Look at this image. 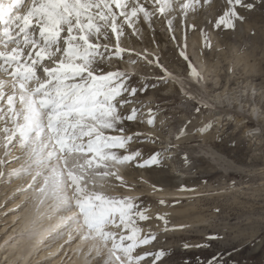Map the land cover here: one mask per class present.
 Returning a JSON list of instances; mask_svg holds the SVG:
<instances>
[{"label": "rangeland", "instance_id": "374dc122", "mask_svg": "<svg viewBox=\"0 0 264 264\" xmlns=\"http://www.w3.org/2000/svg\"><path fill=\"white\" fill-rule=\"evenodd\" d=\"M204 6L200 4L197 11L189 10L184 16L178 12L180 16L172 18L176 24V27L172 26V30L177 32L176 34L170 32L165 22L169 17L152 20L151 28L156 27L158 33L144 22L145 26L141 30L140 21L137 24L140 29L138 34H133L132 30L125 26L124 35L119 40V45L126 49L121 53L124 57H117L113 54L114 50H109L110 47L115 49L117 43L111 34L104 39L110 43L100 42L101 45H107L108 49L105 52L108 60L98 65L102 72L107 71L106 65H111L113 71L128 73V82L131 85L139 88L142 86V80L148 84L143 93L138 91L132 98L123 97L143 103L137 119L122 121L125 135L142 134L138 139L130 141L127 149L139 150L142 153L139 159L147 158L154 152H159L164 157L158 166L139 168L132 162L123 164L122 172L131 171L135 166V169L139 168L142 178V181L127 183L149 191L141 190L135 195L121 193L122 196L115 198H133L138 209L145 210L149 219H137V223L144 234L152 233L155 239L149 245L141 246L139 252L166 250L163 264H184V257L189 258L191 264H197L196 257L207 258L216 253L221 254L219 259L222 264H264V10H240L241 14L246 16L245 21H235L234 29L225 30L222 27L213 28L216 18L227 7L225 0H210L208 5ZM156 19H161L162 22L157 24ZM189 25H195V28H189ZM201 28L204 29L208 46L204 45ZM173 35L175 39L172 38ZM102 50L105 49L102 47ZM181 50L185 51L188 61L179 55ZM149 60H157L170 73L181 78L183 84L174 80H160L163 75L161 69L156 63L150 65ZM189 62L199 74V80L189 78ZM125 65L127 68H124ZM196 97L209 102L208 106L204 103L198 104ZM134 106L140 105L128 103L119 111L122 115H127ZM197 107L199 111L196 110ZM148 109L153 110L152 125L146 123L149 118ZM220 115V119H227L218 120ZM12 122L6 126L0 122V146L5 136H11L9 131L4 134L3 127L13 129L15 122ZM147 127L151 130L154 128V132H144ZM247 128L252 130L247 132ZM32 135H36L39 141L41 136L50 135L48 142L52 139V143L47 142L41 148V151L45 152L48 146L43 157L37 151L36 160L26 163L27 165L25 162L30 155L19 162L24 156L25 140L15 139L8 157L4 156L0 147V157L11 160V164L18 162L14 170L28 171L34 168L32 163L43 160L41 170L48 174L55 164L62 162L57 168L62 181L59 187L66 188L69 192L74 191L70 183L72 177L80 182L94 176H100L98 179L103 182H116L120 179L113 175L116 169L111 164L107 169L100 168L83 150H75L73 147L62 150L55 145L53 136L46 127L34 131ZM148 136L152 139L145 140ZM168 144L177 147H169ZM15 150L19 152L15 153ZM35 150L36 148L32 151ZM116 151L120 155L126 154L125 150ZM50 156L57 158L47 162ZM83 163L93 164L97 168L81 167ZM3 166L4 164L0 165V172L3 173L0 175V182L5 179L7 183L2 184L5 185L9 184L8 175L14 170L6 171ZM136 175L134 174L135 177ZM121 180L126 182L122 177ZM26 184L24 187L28 186ZM90 186L84 188L102 192L97 185ZM22 188L23 186H20L7 194L4 193L5 188L0 190V250L5 244L3 240L12 228H9V225L16 219L12 220V214L18 211L20 215L28 204L23 207L19 205L25 199L28 202L31 200L28 194L29 198L19 201ZM156 190L166 192L159 197L164 199L163 205L158 203V196L154 195ZM70 198L72 204L74 197ZM13 200L14 206L11 205ZM61 209L63 206L57 208ZM77 215L78 209L76 219ZM160 215L165 217L167 225L158 218ZM115 219L116 223L109 224L108 230L118 225V217ZM68 220L75 221L74 215L65 219L64 225ZM79 224L83 227L82 220ZM62 226L51 232L56 235L61 232ZM165 227L169 230L164 231ZM79 232L76 230L72 238ZM46 233L38 240L39 243L55 236H45ZM210 234H217L219 238L210 241L209 248L183 250V243L195 245ZM26 236V240H30L34 234L27 233ZM11 238L8 237L6 242ZM69 254L71 256L72 252ZM52 255H47L33 264H41ZM101 258L96 257L95 264H98ZM2 261L3 256L0 257V263ZM17 261L18 259L10 264H20ZM7 262L8 260H5V263ZM144 264H150V259ZM200 264H204L203 259Z\"/></svg>", "mask_w": 264, "mask_h": 264}, {"label": "snow or ice", "instance_id": "6c2138e0", "mask_svg": "<svg viewBox=\"0 0 264 264\" xmlns=\"http://www.w3.org/2000/svg\"><path fill=\"white\" fill-rule=\"evenodd\" d=\"M225 3L227 7L216 18L214 29L230 30L235 28V21L244 22L246 16L240 10H264V0H225ZM200 4L201 0H0V75L7 78L0 79V122L5 126L15 122L13 129H3L11 131V136H5L0 146L4 156H9L13 137L26 139L34 131L46 127L55 145L62 150L73 147L87 152L100 168L128 162L137 167L160 165L164 157L159 152L139 159L142 157L139 150L127 149L128 143L142 134L125 135L122 126L124 120L137 119L143 107V103L123 97L132 98L138 91L143 93L148 84L142 80V86L137 88L128 82L126 72H102L98 64L106 60L101 49H107V45H101L100 40L107 39L110 34L114 36L117 43L113 54L119 57L126 51L119 45L125 26L138 34L139 21L151 28L154 18L170 17L177 11L183 16ZM172 24L173 20L167 19L170 32ZM188 27L195 28V25ZM200 31L204 45L208 46L204 29ZM172 38L175 39L174 35ZM179 55L189 60L185 51L181 50ZM148 63H156L161 69L160 80L183 84L181 78L157 60ZM188 68L189 78L199 80L190 62ZM195 99L198 104L208 106L206 100ZM128 103L140 106L122 115L119 109ZM196 110L199 111V107ZM152 111L148 109V125L153 124ZM108 130L119 134H106ZM116 150H125L126 154L120 155ZM6 163L11 160L0 157V165ZM20 174L19 170L11 173L12 176ZM113 175L119 179L116 172ZM71 185L74 188L71 203L78 209V221L82 220L89 238L101 242L93 247L97 258L103 256V264H144L147 259L150 264H163L166 250L139 252V248L149 245L155 235L144 234L139 227L137 219L146 221L149 217L145 210L138 209L133 198L118 199L95 190L88 191L74 178ZM158 203L163 205L165 201L158 198ZM117 217L121 227L119 234L108 230V225L116 223ZM158 218L167 225L163 215ZM167 230L165 227L164 231ZM218 238L217 234H210L195 245L185 242L182 248L184 251L207 249L210 241ZM104 248L110 251L102 252ZM220 255L195 259L197 264L202 259L204 264H222ZM183 259L184 264H191L189 258Z\"/></svg>", "mask_w": 264, "mask_h": 264}, {"label": "bare ground", "instance_id": "6f19581e", "mask_svg": "<svg viewBox=\"0 0 264 264\" xmlns=\"http://www.w3.org/2000/svg\"><path fill=\"white\" fill-rule=\"evenodd\" d=\"M209 2H210V0H208V3ZM208 3L205 4L204 0H201V5H203V6L208 5ZM190 14L191 13L188 14L189 15L188 17H190ZM179 16L180 15L178 14V11H177L176 13H172L169 18H171V19L175 18L176 19V17L178 18ZM200 18H201V16H200ZM200 21H198V22H200ZM140 22H141V24H140L141 25L140 29H141L145 25L143 26V21H140ZM155 22H157V24H158V23L162 22V20L156 19ZM176 22H177V20H176ZM172 26L176 27L174 20H173ZM151 29H154L155 33H158V30L156 27L153 26ZM171 32H172V34L177 33V32H174V30H172ZM100 42L106 43L107 41H105L103 39V40H100ZM107 43H110V42H107ZM111 49L115 50L114 47H110L109 50H111ZM106 50H108V49H105L102 51L105 53ZM105 56H107V55H105ZM112 56H114V55H112ZM120 56L124 57V55H120ZM98 65H101V63H99ZM113 65L115 66V64H113ZM131 66H132L131 68L134 67L132 64H131ZM105 67L107 68L106 72L114 70V69H112L111 65L110 66L106 65ZM124 68H127V66L125 65ZM116 69L117 68H115V70ZM173 73H175V72H173ZM0 79H7V78L0 75ZM9 85H10V82H9ZM219 117H221V115L218 116V118H217L220 121L227 119V117H224L221 119ZM9 130H11V129H9ZM251 130H252L251 128H247L245 131L250 132ZM145 131L153 133L154 128L151 130V129H148V127H147L146 129H144V132ZM10 132L11 131H9L8 133L10 134ZM116 133L117 132H114L111 130H108L106 132V134H111V135H116ZM4 134H6V132ZM50 137H51L50 135H46L45 137L41 136L40 137L41 140L39 141V139H37L36 135L30 134L26 139L22 138L23 140H25L24 142L26 144V148L24 149L25 150L24 156L21 158V160L19 162H21L23 159H26V157L29 155L30 156L26 160L25 164L36 160L35 158L37 156L35 154L37 153V151H38V154L41 157H43L45 155L47 149H48L47 148L48 146L46 147L45 152L41 151L42 150L41 148L44 147V145H46V143L48 142ZM14 140H15V138H14ZM2 141H4V138L2 139ZM39 142H40V144L38 145ZM48 143H52V139ZM25 144H22V145H25ZM34 148H36V150L32 151ZM37 148H38V150H37ZM162 148L165 149V147H162ZM2 150H3V148L1 147V151ZM17 152H19V151L15 150V153H17ZM69 154H71V153H69ZM60 156H61V154H60ZM56 158L57 157L50 156L49 159H47V162L52 161L53 159L56 160ZM11 163L4 164L3 167L5 168L6 171L14 170L16 168V165L18 162L16 164H11ZM42 163H44L43 160L32 163L31 166L32 167L34 166V168L33 169L30 168L28 171L21 172L20 175L12 176L11 174H9L8 175L9 180H10L9 184L2 185L4 182H6L5 179L1 180V182H0V190L5 188V190H6L4 192L5 194H7L8 192H13L18 187L23 186V188L20 191L22 196L19 199V201H21L23 198H29L28 194H30V197H31L30 202H28L27 199H25L24 201L22 200L23 202L21 201L22 203L19 205L20 207H23L26 204H28V205L25 207V209L23 210V212L20 215L17 213L18 211L14 212L12 214V216H13L12 220L14 218H16L15 221L13 223L8 221L9 224L11 223L9 225V228L10 227H12V228L9 231V234L3 240L5 244L0 250V257L3 256L4 261H2L0 264H10L17 259H18L17 262H19L20 264H33L34 262H37L39 259L44 258L47 255H51V254H53L52 257L41 262V264H62V263H64V264H95L94 259L97 256H96V251H95V248L93 247V245L94 244L99 245L101 242L99 240L89 238L86 234V230L83 227L79 226L80 224H79L78 218L76 219V217H75V214L77 212V208L74 207L72 204H70V199L72 198V197L70 198V196L74 197V191L69 192V191H66V188L59 187V185H61L62 181L60 178L61 174L58 172L57 168L60 167L62 162L55 164L53 166L52 170L48 174H46V171L41 170L42 166H40V165H42ZM111 165L114 166V169H116V173L120 177V179L116 182H114V181L113 182H111V181L110 182H103V181L98 179L100 176L98 178H97V176H94L93 178H88L87 180L81 181V182L77 181L76 178H74V179L78 183H80V185L84 184L85 185L84 187H91L90 185L96 187V185H97L99 190L101 189L102 193L109 195L111 197L122 196L121 193H125L127 195H130V194L135 195V193H138L141 190L149 191L148 189H139L137 187L132 186L131 184H128V183H134V181H142L141 174L139 173L140 171L138 170L140 167L138 169H135L136 167L134 166V167H132L131 171L122 172V169L124 168L122 165H115V164H111ZM81 167H84V168L90 167V169L91 168H97V166H93V164H89V163H83L81 165ZM132 170H133V172H132ZM135 171H137V172H135ZM3 172H4V170H3ZM134 174H137L136 175L137 177H135ZM121 177L123 179H125L126 182L122 181ZM72 179H73V177L71 178V180ZM40 180H42L41 183H40ZM157 180H159V177ZM90 182H91V184H90ZM159 182H160V180H159ZM162 182H164V181H162ZM25 184L28 186H31L30 190L28 189V186L24 187ZM165 193L166 192L164 190H161V191L156 190L154 195L158 196V198H159L162 195H164ZM136 196H138V194ZM139 196H140V194H139ZM2 197H3V195H2ZM12 203L15 204L14 200H13V202H11V205H13ZM60 206L61 207L63 206V209L57 210V208ZM73 215H74L75 221L74 220H72V221L68 220L67 223L64 225V220L67 219L69 216H73ZM57 225H59V226L57 227ZM62 225H64V226H62ZM60 226L63 227L62 229H60L61 232H58L56 235L52 232L51 233L49 232L47 234V236H50V234L55 235V236L51 235L53 237L52 239H50L51 241L45 240V242L43 241V242L39 243L38 240H41V238L44 237V233H46L47 231H52L53 229L56 230ZM3 229H4V227L1 229V231ZM73 229H74V231H72ZM60 230H57V231H60ZM76 230H78L80 232L78 233L77 236L72 238V236ZM111 231H115L119 234L121 232V227L118 224L116 227H114V226L111 227ZM65 232H66V235H64ZM27 233H29V234L32 233V234H34V236H32L30 238V240H26V238H27L26 234ZM3 237L1 239H3ZM8 237H12V238L10 240H8L9 242L8 241L6 242V239ZM45 238H47V237H45ZM61 244H63V245L59 248V246ZM57 250H59V251L56 253ZM5 251H7L6 254H5ZM101 251L102 252H108V251H110V249L104 248ZM65 252H66V254H64ZM69 252H72L71 256H70ZM54 253H56V254H54ZM63 254H64V256H62ZM101 257H103V256H101ZM5 260H8V262L5 263ZM102 262H103V258H101V261L98 264H101Z\"/></svg>", "mask_w": 264, "mask_h": 264}]
</instances>
